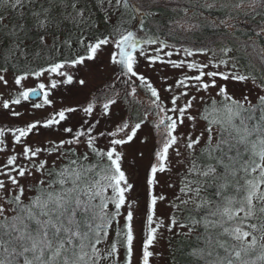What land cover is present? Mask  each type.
<instances>
[{
  "label": "snow or ice",
  "instance_id": "obj_1",
  "mask_svg": "<svg viewBox=\"0 0 264 264\" xmlns=\"http://www.w3.org/2000/svg\"><path fill=\"white\" fill-rule=\"evenodd\" d=\"M155 3L0 0V44L7 39L0 50V85L8 90V98L0 93V109L18 121L0 126V153H9L0 163V264H152L161 255L155 251L161 229H186L181 235L194 236L188 264H264V44L251 34L264 39V21L258 29L249 25L264 15L257 11L264 0H220L218 9L217 0H204L200 7L209 16L203 20L194 23L202 13L189 16L182 8L156 22L154 30L146 29L145 21L156 15L146 5ZM213 10L222 15L212 16ZM137 20L141 33L132 26ZM203 28L220 37L218 50L207 45L177 49L158 34L163 29L175 37ZM26 40L36 50L30 52ZM108 47L114 79L86 103L56 108L53 93L61 86L85 87L86 78L78 74L90 72ZM181 51L183 58L171 59ZM234 51L242 56L230 55ZM208 53L207 62L194 59ZM141 61L149 68L159 63L187 72L172 84L165 80V100L139 71ZM217 78L251 82V96L235 98ZM30 79L35 86H26ZM209 89H217L220 97H209L210 104L198 96ZM121 99L130 110L127 118L97 131ZM25 102L33 112L52 111L26 121L25 112L16 110ZM200 103L202 110L196 107ZM76 113L83 114L79 127L67 126ZM186 120L191 132H179ZM200 121L205 123L198 130ZM145 126L151 127L153 150L138 237L124 146ZM45 131L56 135L46 143L34 140ZM101 138L107 141L104 147ZM148 142L146 135L141 143ZM171 174L179 176V189L165 224L156 209L167 197L156 189L161 177Z\"/></svg>",
  "mask_w": 264,
  "mask_h": 264
},
{
  "label": "rangeland",
  "instance_id": "obj_2",
  "mask_svg": "<svg viewBox=\"0 0 264 264\" xmlns=\"http://www.w3.org/2000/svg\"><path fill=\"white\" fill-rule=\"evenodd\" d=\"M201 2L204 3V0H156V3L152 6H171L172 10H180L182 8L188 9V15L192 16L194 13L200 12V5ZM208 3H212V0H207ZM220 0H217L216 7L219 8ZM199 5V6H198ZM198 6V8H197ZM151 8H148L146 5V10L151 11ZM257 11L264 12V5H257ZM156 17V16H155ZM196 18H199L197 16ZM200 18H204L203 15H200ZM143 19V17H138V20ZM137 21H132V26L135 31L141 33L144 29L139 27ZM154 16L148 18L147 27L146 29H151L153 26ZM255 20L258 22V25L261 21H264V15L256 16ZM145 21V22H146ZM113 22H115V17H113ZM194 22V21H193ZM8 23V21H6ZM252 29V28H251ZM233 30V31H232ZM236 30V29H235ZM234 29H229V31L234 32ZM194 30H192L193 32ZM32 37L35 38V32L31 33ZM254 40H257L259 43L263 44L262 42L264 39L256 36L255 34L252 35ZM164 39V38H160ZM220 43V40H216ZM170 44H175L177 49H180L181 46L183 47H191V48H198L197 46L193 45H182L180 43L171 42L168 40ZM7 44V39H5V44H0V50L3 49ZM25 45L28 46V50L34 51L36 50V45L33 44L32 40H26ZM150 48L156 47V45L149 46ZM210 47L219 49L220 45H210ZM111 51V47L105 48L104 51L99 55L98 62L91 67L90 72H81L78 75L86 78L87 84L85 87L81 88L78 85H67L61 86L53 93V99L55 101V107L60 108L64 106H78L87 102V100L92 96L94 93L97 92L98 89L103 88L107 83L111 82L116 73L115 67L109 66V52ZM251 51V49H249ZM236 51L230 53L232 56H236ZM211 53L207 55H197L194 57L197 61L200 62H207L210 58ZM183 58V52L181 51L180 56L173 55L171 59H180ZM31 59V57H29ZM189 61L193 59V57L187 58ZM42 63V61H39ZM23 60H21V65H23ZM241 65V70L244 71L243 63L239 62ZM214 70V69H209ZM143 74L148 76L154 83L156 87L161 89V94L167 100L168 93L164 92L163 89L167 86V84H172L175 79L179 78L184 72H187V69H173L170 65H161L157 63L154 67L149 68L143 61H141V65L139 68ZM219 71H225L223 67L219 69ZM192 74V73H188ZM207 79V78H206ZM167 81V84L165 83ZM11 83V81H10ZM36 81L35 79H30L26 82V86H35ZM227 85L228 91L231 95L235 98L240 99L243 95H250L252 92V84L251 82L241 83L235 81H223L217 78V85ZM118 90L121 92V96L124 95L123 93V86L118 85ZM256 91H259L258 89ZM0 93L4 94L5 98H8V90H6L2 85H0ZM198 96H204L207 103H211V98H215L217 100L220 99L217 96V89H209L208 92H201ZM253 102H255L254 96H252ZM36 99H33L35 101ZM139 107V106H135ZM198 110H202L203 103L196 105ZM17 111H24L25 115L22 118L23 120H34L40 119L47 115L48 112L52 111L51 108L43 109V110H36L33 112L31 110V105L28 102L24 103L23 107H17ZM129 108L128 105L123 102V100H119L118 104L113 107V115L107 119L102 120L101 124L97 126V131H108L110 130L115 123H118L121 119L127 118L129 115ZM198 114V113H194ZM82 113L72 114L70 121L68 122L67 126H72L74 128L79 127L80 119ZM18 122L16 118L11 117L5 110L0 109V126H8L9 124ZM204 121H200L198 123V130L203 127ZM189 122L185 121V126H182L178 129L179 132L188 133L191 132V128L188 126ZM53 135L51 131H45L44 135L34 137V140L37 141H44L45 143L49 138H52ZM63 135V134H60ZM149 137V142L147 144L141 143V140L144 136ZM107 141L104 138L99 140L100 147H104ZM152 150H153V142H152V132L150 126H145L140 133H138V139L133 141L130 145L124 146L125 152V160H124V169L126 170L130 182L134 184L133 191L129 194V199L136 201L134 205L135 209V220L134 225L137 231V235L139 237L140 230L143 226V222L146 215V204L148 201L147 189L145 184V177L147 166L152 157ZM143 152V157L140 156V153ZM9 153H0V163H3ZM168 183H173L175 187L169 188ZM179 189V176L175 174L165 175L161 177V183L157 187L156 191L158 194H162L167 197L165 201H158L157 204V216L163 218L165 224L168 223L169 216L172 213V209L169 207V202L173 199L174 195L178 192ZM181 231H187L186 229L180 230L175 229L173 233H169L165 229H161V238L159 239V243L155 249L156 252L161 253V255H157L153 258L152 264H176L177 262V245L180 241ZM139 247V244H137Z\"/></svg>",
  "mask_w": 264,
  "mask_h": 264
},
{
  "label": "trees",
  "instance_id": "obj_3",
  "mask_svg": "<svg viewBox=\"0 0 264 264\" xmlns=\"http://www.w3.org/2000/svg\"><path fill=\"white\" fill-rule=\"evenodd\" d=\"M201 4H203L201 2ZM199 6V5H198ZM197 6V8H198ZM201 13L204 17L209 16V12L205 10L204 8L200 7ZM152 12L156 13V17L154 16L153 20V26H151V29H155L156 27V22H162L166 20L169 16L173 15V10L171 6H159L156 4V6H152L150 9ZM179 11V10H176ZM212 16H220L222 13L213 10L211 13ZM203 20L202 18H196L194 20L195 22H199ZM257 21L255 19H252L249 21V25L251 26L252 29H255L257 27ZM145 25L147 27V21L145 22ZM242 27H246L243 26ZM235 30V29H234ZM233 31V30H232ZM236 31V30H235ZM234 31V32H235ZM160 38L167 39L171 42L175 43H180L182 45H193L197 47H202V46H210V45H216L220 43L216 40H220V37L217 34H214L213 29L211 28H203L202 30H197L194 29L192 32H187V33H177L175 37L168 36L166 31L161 29L160 32L158 33ZM254 35V33H251ZM226 43L231 44V40L227 39L225 40ZM264 44V41L262 42ZM236 56H242L241 53L236 52ZM239 62H242L243 64L245 61L243 58L240 59ZM194 244V236L193 237H184L182 236L180 241L178 242L177 245V262L176 264H188V261L191 259L187 254L192 251V248L190 245Z\"/></svg>",
  "mask_w": 264,
  "mask_h": 264
},
{
  "label": "water",
  "instance_id": "obj_4",
  "mask_svg": "<svg viewBox=\"0 0 264 264\" xmlns=\"http://www.w3.org/2000/svg\"><path fill=\"white\" fill-rule=\"evenodd\" d=\"M33 99H36V98H33Z\"/></svg>",
  "mask_w": 264,
  "mask_h": 264
}]
</instances>
